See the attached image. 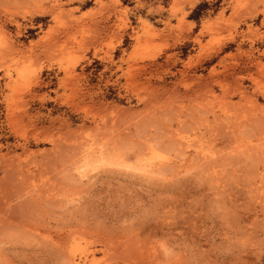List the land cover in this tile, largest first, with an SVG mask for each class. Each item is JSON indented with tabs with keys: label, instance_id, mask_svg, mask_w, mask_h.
Masks as SVG:
<instances>
[{
	"label": "rangeland",
	"instance_id": "374dc122",
	"mask_svg": "<svg viewBox=\"0 0 264 264\" xmlns=\"http://www.w3.org/2000/svg\"><path fill=\"white\" fill-rule=\"evenodd\" d=\"M0 176V264H264V0H0Z\"/></svg>",
	"mask_w": 264,
	"mask_h": 264
},
{
	"label": "bare ground",
	"instance_id": "6f19581e",
	"mask_svg": "<svg viewBox=\"0 0 264 264\" xmlns=\"http://www.w3.org/2000/svg\"><path fill=\"white\" fill-rule=\"evenodd\" d=\"M57 4H58V3H57ZM54 8H55V7H54ZM39 11H41V10H39ZM39 11H37V12H39ZM41 12H42V11H41ZM46 12H47V11H46ZM46 12H45V13H46ZM39 13H40V12H39ZM39 13H37V14H39ZM43 14H44V12H43ZM43 14H42V15H43ZM2 59H3V58H2ZM65 83H66V82H65ZM9 102H10V101H9ZM18 106H19V105H18ZM11 107H12V106H11ZM14 107H15V106H14ZM11 121H12V120H11ZM100 128H101V127H100ZM101 129H102V128H101ZM72 130H73V129H72ZM108 131H109V130H108ZM84 132H85V131H84ZM40 133H41V132H40ZM40 133H39V134H40ZM61 133H62V132H61ZM17 134H18V133H17ZM73 134H74V133H73ZM40 136H41V135H40ZM46 136H47V135H46ZM66 136H67V135H66ZM76 136H77V135H76ZM64 137H65V136H64ZM52 138H53V137H52ZM38 139H41V138H38ZM53 139H54V138H53ZM66 139H67V138H66ZM69 139H70V138H69ZM69 139H68V140H69ZM36 140H37V139H36ZM44 140H45V139H44ZM60 141H61V140H60ZM70 142H71V141H70ZM49 143H50V142H49ZM63 143H64V142H63ZM54 144H55V143H54ZM56 145H58V144H56ZM56 145H55V146H56ZM63 145H64V144H63ZM58 146H59V145H58ZM64 146H65V145H64ZM56 147H57V146H56ZM67 148H68V146H67ZM71 148H72V147H71ZM85 148H86V147H85ZM59 150H60V148H59ZM46 151H47V150H46ZM63 151H64V150H63ZM65 151H67V150H65ZM71 151H72V150H71ZM47 152H48V151H47ZM86 152H87V153H85V152H84V153L87 154V156L90 158V159H89V162H90V160H92V158L95 159L96 161H98L99 159H101V157H102L103 155H105V153L103 154V153H101V151H99V150H98V151H94V150L92 149V147L87 148V151H86ZM102 152H104V151H102ZM30 153H31V152H30ZM46 154H47V153H46ZM52 154H53V153H52ZM99 154H100V156H99ZM49 155H50V153H49ZM61 155H62V154H61ZM83 155H84V154H83ZM90 156H91V157H90ZM48 157H49V156H48ZM13 158H14V157H13ZM43 158H44V157H43ZM44 159H45V158H44ZM44 159L41 158L40 160L43 161ZM47 159H48V158H47ZM103 159H104V158H102V160H103ZM45 160H46V159H45ZM51 160H52V159H51ZM7 161H8V160H7ZM36 161H37V160H36ZM36 161H35V162H36ZM38 161H39V160H38ZM59 161H60V160H59ZM68 161H69V160H68ZM100 161H101V160H100ZM100 161H98V162H100ZM31 162H33V161H31ZM43 162H44V161H43ZM46 162H47V161H46ZM54 162H55V161H54ZM54 162H53V163H54ZM69 162H70V161H69ZM89 162H88V163H89ZM101 162H102V161H101ZM5 163H7V162H5ZM90 163H91V162H90ZM96 163H97V162H96ZM96 163H95V164H96ZM30 164H31V163H30ZM34 164H35V163H34ZM36 164L38 165V163H36ZM50 164H52V163H50ZM50 164H49V165H50ZM55 164H56V163H55ZM97 164H98V163H97ZM99 164H100V163H99ZM24 165H25V164H24ZM37 165H36V166H37ZM5 166H6V165H5ZM5 166H4V168H5ZM28 166H29V165H28ZM28 166H27V167H28ZM30 166H31V165H30ZM39 166H40V165H39ZM45 166H46V165H45ZM45 166H44V167H45ZM62 166H63V165H62ZM72 166H73V165H72ZM77 166H78V165H77ZM85 166H86V165H85ZM87 166H88V165H87ZM93 166H94V165H93ZM146 166H147V165H146ZM13 167H14V166H13ZM46 167H47V166H46ZM48 167H49V166H48ZM50 167H51V166H50ZM15 168H16V167H15ZM62 168H63V167H62ZM85 168H86V167H85ZM5 169H6V168H5ZM18 169H19V168H18ZM37 169H38V168H37ZM49 169H50V168H49ZM56 169H57V168H56ZM8 170H9V169H8ZM15 170H16V169H15ZM44 170H45V169H44ZM31 171H32V170H31ZM41 171H43V170L41 169ZM41 171H40V172H41ZM16 172H17V171H16ZM16 172H15V174H16ZM4 173H6V172L4 171ZM4 173H3V174H4ZM10 173H11V172H10ZM42 173H43V172H42ZM64 173H65V171H64ZM40 174H41V173H39V175H40ZM44 174H45V173H44ZM50 174H51V173H50ZM21 175H22V174H21ZM22 176H24V175H22ZM34 176H35V175H34ZM73 176H74V175H73ZM0 177H1V176H0ZM7 177H8V175H7ZM10 177H12V176H10ZM16 177H17V176H16ZM31 177H32V176H31ZM35 178H36V177H35ZM0 179H1V178H0ZM26 179H27V176H26ZM41 179H42V178H41ZM30 181H31V180H30ZM6 182H7V181H6ZM4 183H5V182H4ZM2 185H3V184H2ZM23 185H24V183H23ZM28 185H29V183H28ZM30 185H31V184H30ZM4 186H5V185H4ZM23 188H24V187H23ZM3 189H4V188H3ZM30 189H31V188H30ZM1 190H2V189H1ZM33 191H34V190H33ZM2 192H3V191H2ZM4 192H5V191H4ZM25 192H26V191H25ZM0 194H1V193H0ZM7 194H8V193H7ZM7 194H6V195H7ZM32 194H33V193H32ZM10 196H11V195H10ZM2 198H3V196H2ZM43 199H44V198H43ZM0 200H1V199H0ZM7 202H9V201H7ZM29 202H30V201H29ZM1 203H2V202H1ZM4 203H5V202H4ZM2 204H3V203H2ZM0 205H1V204H0ZM2 213H3V212H2ZM2 213H1V214H2ZM3 214H4V213H3Z\"/></svg>",
	"mask_w": 264,
	"mask_h": 264
}]
</instances>
